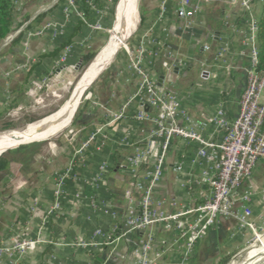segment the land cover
<instances>
[{
	"label": "crops",
	"instance_id": "1",
	"mask_svg": "<svg viewBox=\"0 0 264 264\" xmlns=\"http://www.w3.org/2000/svg\"><path fill=\"white\" fill-rule=\"evenodd\" d=\"M179 1L140 0V14L145 18L142 31H147L157 20L160 6L165 2L164 18L154 29L156 38L165 39L161 61L155 65L157 83L180 100L192 124L198 125L219 110L230 123L237 117L238 100L249 66L245 13L229 0H200L201 13L186 28L184 21L176 16ZM43 2L15 0L17 21L22 22L17 30L24 33L15 46L12 41L20 33L17 30L0 46V131L6 126L13 128L10 130L20 129L57 111L56 104L75 80L83 56L95 52L99 37L91 27L92 21H84L79 32L73 35L76 22L81 19L69 8L68 2L57 7V3ZM251 2L257 18L261 3ZM87 4L90 5V0ZM44 14L39 24L27 29L35 17ZM164 32L168 34L166 38ZM68 40L70 43L62 48ZM220 46L229 48L227 71L216 60ZM163 62L171 67L169 72L161 66ZM137 81L128 70L123 54L90 94L92 100L86 103L78 122L71 121L56 136L8 150L10 163L0 171V247H11L21 240L34 241L35 245L24 256L14 253L0 257V264L132 263L131 251L137 246L140 233L127 235L113 253L103 242L106 232L112 234L115 223L121 225L130 183L127 171L121 167L133 148L116 150L110 142L104 151L88 154L84 166L78 170L82 180L67 184L59 211L54 213L52 207L57 174L68 167L73 148L83 143L93 127L108 124L105 133L111 140H117L131 125L128 118L113 122V116L133 97ZM148 129L149 125L144 124L136 139H143ZM204 134L216 142L221 133L207 126ZM191 153L185 147L174 146L168 155V167L180 156L187 161V154ZM101 162L108 164V171L102 180L90 183ZM190 172L186 165L185 178ZM247 191L253 193L249 207L255 231H239L235 219L221 218L195 246L190 264H219L241 245L253 246L250 242L256 235L264 239V163L258 164L251 182L244 184L236 197ZM157 197L167 202H181L188 195L168 173ZM166 209L172 208L166 205ZM157 235L160 241L169 239L161 228H157ZM83 243L91 246L83 247ZM175 261V255H165L158 264Z\"/></svg>",
	"mask_w": 264,
	"mask_h": 264
},
{
	"label": "built area",
	"instance_id": "2",
	"mask_svg": "<svg viewBox=\"0 0 264 264\" xmlns=\"http://www.w3.org/2000/svg\"><path fill=\"white\" fill-rule=\"evenodd\" d=\"M66 1L69 8H73L72 0ZM200 2L179 1L176 16L184 21L186 28L200 15ZM229 2L241 7L248 22L245 45L249 49V66L238 100L237 117L228 123L219 110L214 116L194 125L180 100L158 85L153 68L155 62L161 59L165 39L156 38L154 29L164 18V2L160 6L157 20L147 31H141L135 36L132 48L124 47L128 70L138 81L133 97L113 116V122L126 121L128 118L131 125L117 140H111L105 133L108 124L94 126L83 143L73 148V158L68 167L55 178L54 213L61 207L67 184L82 180L78 170L84 166L88 154L104 151L110 142L116 150L133 148L132 154L121 167L130 177L121 225L115 223L112 234L106 232L103 242L113 253L115 246L127 235L140 233V240L131 251V264H158L165 255L177 257V261L171 264H190L195 246L218 225L221 218L235 219L239 231H255L249 207L253 193L247 191L237 198L236 192L251 182L255 168L259 163H264V74L257 71V21L253 14V3L251 0ZM76 15L84 21L83 14L76 12ZM167 35L164 32L165 38ZM207 49L205 46L204 50ZM228 54L227 46H220L216 50V60L226 71L230 68L226 59ZM161 66L168 72L171 70L165 62ZM144 124L149 125L148 132L143 139L138 140L137 132ZM207 126L220 131L218 141L204 134ZM174 146L185 147L193 153L187 154V161L180 156L179 160L168 167V155ZM186 165L191 169L187 178ZM108 168L106 162H101L90 183L102 180ZM168 173L174 177L178 188L187 192V200L167 202L157 197ZM238 202L239 209L236 208ZM166 205L172 209L167 210ZM157 228L168 234L169 239L160 241ZM255 238L258 239L257 235ZM160 244L163 249L159 248ZM34 245V241L21 240L11 247L1 246L0 257L14 253L24 256L33 250ZM81 246L91 244L83 243Z\"/></svg>",
	"mask_w": 264,
	"mask_h": 264
},
{
	"label": "bare ground",
	"instance_id": "3",
	"mask_svg": "<svg viewBox=\"0 0 264 264\" xmlns=\"http://www.w3.org/2000/svg\"><path fill=\"white\" fill-rule=\"evenodd\" d=\"M136 2L137 0H118L114 15L115 24L109 32L108 41L98 52L94 62L82 72L66 103L53 116L45 120L29 125L17 132L0 133V151L20 143L39 141L45 139L48 135L53 134L56 136L68 127L79 106L82 92L89 87L93 79L108 65L122 43L134 32L138 22ZM262 241L261 238L259 241L261 247ZM262 251L263 253L258 257L249 254L241 264H260L264 259V245Z\"/></svg>",
	"mask_w": 264,
	"mask_h": 264
},
{
	"label": "rangeland",
	"instance_id": "4",
	"mask_svg": "<svg viewBox=\"0 0 264 264\" xmlns=\"http://www.w3.org/2000/svg\"><path fill=\"white\" fill-rule=\"evenodd\" d=\"M59 0H44V4L47 3H59ZM64 2H66V0H63V2L59 5V6H64ZM71 2H73V8L76 12L82 11L81 10V2L82 0H72ZM118 3V0H103L102 4H103V8L102 10H97L96 7L92 4V0H90V5H91V10L94 11L95 17L92 20V24L91 27L96 30L98 32V43L96 45L95 48V52L98 53L100 49H102L106 42L109 39V32L112 30L114 24H115V9H116V5ZM136 9H137V14H138V22L136 24V27L134 29V32L128 37V39L124 42V46L120 47L119 50L117 51L113 62L111 63V65L106 68L102 74L97 78V80L83 93V95L81 96L80 102H79V106L76 110V113L74 114V117L72 118V122H78L80 120V116H82V114L85 112V108H86V103L89 102V100L91 101L92 97L90 96V94L93 92V90L96 88V86L99 84V82L102 80V78L105 77V75L108 73V71L110 70L111 66H113L116 62L117 59L121 58V56L123 54H125V49L124 47L127 46L129 48H132V43L133 40L137 34V29L140 23V0H137L136 2ZM66 8V6H65ZM82 13V12H79ZM19 17H17L18 20ZM18 22V21H17ZM19 23V22H18ZM20 26V25H19ZM20 28V27H19ZM18 31V30H17ZM16 31V32H17ZM14 32V33H16ZM14 33L12 35H14ZM85 68H82L78 71L75 80L71 83L72 85H70L68 87V92L67 94L63 95V98L60 102H58L56 105V107L59 106L62 107L66 101L69 99L75 84L77 83V81L79 80L82 72L84 71ZM58 109V110H59ZM57 110V111H58ZM53 113V112H52ZM51 113V114H52ZM50 115V114H48ZM46 117V116H45ZM22 127V126H21ZM24 127V126H23ZM12 133V132H17V130H10L7 132H0L2 134H7V133ZM63 134V133H61ZM260 237H258V239L254 238L250 244L253 246H250L248 243L241 245L237 250H235L230 256H226L224 257L219 264H241L243 262V259L245 257H247L249 254L252 256H260L263 253V245H264V239H262V247L259 244V239ZM253 250V252H252ZM232 262V263H231ZM264 259L262 260V262L260 264H264Z\"/></svg>",
	"mask_w": 264,
	"mask_h": 264
},
{
	"label": "trees",
	"instance_id": "5",
	"mask_svg": "<svg viewBox=\"0 0 264 264\" xmlns=\"http://www.w3.org/2000/svg\"><path fill=\"white\" fill-rule=\"evenodd\" d=\"M88 1L89 0H82L81 6H80L85 22L92 21L95 17L94 11L91 10L92 4L96 7L97 10H102L103 8L102 0H92L91 5L87 4ZM58 2L59 3H57L55 7L59 6L63 2V0H59ZM44 16L45 14L38 15L37 17H35L30 22V24L27 26V29L33 28V26H35L36 24H39ZM144 20L145 18L141 16L140 14V23L136 31L137 32L136 35H138L143 30L142 26L144 24ZM84 21L77 20L76 25L74 27L73 35H76L79 32L81 26H83L84 24ZM256 21H257L256 50H257V61H258L257 71L260 74H264V0H262L261 2L260 14L256 18ZM19 25L21 26L22 22H19V23L17 22L15 0H0V46L2 45L3 41L6 40V38H8L12 33H14L20 27ZM23 33L24 31L20 32L17 35V37L12 41V46H15L16 44L20 42V40L22 39ZM69 43H70V40H68V42L63 44L62 48ZM96 54H97L96 52L91 51L87 53L86 55H84L80 69L86 68L87 65L91 62V60L94 58ZM160 61L161 59L155 62L154 68H153L154 71H155V65L157 63H160ZM10 129H13V128L6 126L5 128H2L1 130L5 131V130H10ZM10 154L11 152L8 151L1 155L0 171L5 170L8 167L10 161L7 158Z\"/></svg>",
	"mask_w": 264,
	"mask_h": 264
},
{
	"label": "water",
	"instance_id": "6",
	"mask_svg": "<svg viewBox=\"0 0 264 264\" xmlns=\"http://www.w3.org/2000/svg\"><path fill=\"white\" fill-rule=\"evenodd\" d=\"M128 39V38H127ZM126 39V40H127ZM125 40V41H126ZM124 41V42H125ZM124 42L122 43V45H121V47L122 46H124ZM119 50V49H118ZM117 53V52H116ZM116 53L113 55V57L111 58V60H110V62L108 63V65L104 68V69H102V71H100V73L93 79V81L90 83V85H89V87L97 80V78L102 74V72L106 69V68H108L110 65H111V63L113 62V59H114V57H115V55H116ZM97 55H98V53L94 56V58L91 60V62L87 65V67L84 69V71L94 62V60H95V58L97 57ZM88 87V88H89ZM87 88V89H88ZM86 89V90H87ZM85 90V91H86ZM85 91H83L82 92V94H81V96L83 95V93L85 92ZM80 96V97H81ZM61 108V107H60ZM55 112H57V111H55ZM55 112H53L52 114H50V115H48L47 117H45V118H43V119H40V120H38V121H35V122H33V123H30V124H27V125H25L24 127H22V128H20V129H17V131H20V130H23L24 128H26L27 126H29V125H32V124H34V123H37V122H40V121H42V120H45L46 118H49V117H51V116H53V114H55ZM76 112V111H75ZM75 114V113H74ZM74 114H73V116H74ZM73 116H72V118H73ZM72 121V120H71ZM71 121H70V123H71ZM69 123V124H70ZM7 131H10V130H5V131H0V132H7ZM53 136H55V135H48V136H46V138L45 139H47V138H50V137H53ZM34 141H31V142H27V143H20V144H17V145H14V146H12V147H8V148H6V149H4V150H2V151H0V157H1V155L2 154H4L5 152H7L8 150H11V149H14V148H17V147H20V146H23V145H27V144H30V143H33Z\"/></svg>",
	"mask_w": 264,
	"mask_h": 264
}]
</instances>
